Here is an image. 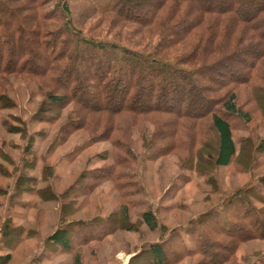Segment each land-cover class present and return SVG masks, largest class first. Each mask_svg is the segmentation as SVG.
<instances>
[{
  "label": "trees",
  "instance_id": "trees-1",
  "mask_svg": "<svg viewBox=\"0 0 264 264\" xmlns=\"http://www.w3.org/2000/svg\"><path fill=\"white\" fill-rule=\"evenodd\" d=\"M27 1L24 7L32 11V14L28 22L19 18L17 23V10H13L7 0H0V48L11 46L0 50V74L11 72L39 75L62 88L76 103L96 114H127L136 118L170 117L171 124L163 125L162 130L167 131L169 139H175L177 148L189 143L185 141L186 138L194 147L195 142L200 141V134L206 136L208 133L212 138L201 142V150L194 149L185 162L184 169L198 177L208 175L204 166H199V159L203 156L205 165L213 166L216 170L232 167L237 157L244 154L245 160L248 159L252 151L251 139L238 140L236 132L240 131L239 126L247 130L253 119V111H245L239 106L238 95L231 87L246 82L254 91L257 90L255 102L264 104V88L259 89L253 82L257 64L264 58V49L256 48L264 45V0H216L214 3L213 0H176L170 4L168 13H164L163 9L169 0L157 1L153 7L151 2L154 0H115L110 8H101L92 0H72L73 4H70V0ZM79 2L84 4L90 18L96 15H115L134 23L142 32L149 30L151 34V30L159 34L160 41L153 48L140 50L116 40L90 37L78 27L83 14L77 10ZM184 2L190 6L183 8ZM49 6L53 7L50 11ZM142 7H147L146 16L136 13ZM197 8L200 10L197 20L188 22L191 11ZM207 16L215 17L212 25L207 26L204 32H199L198 21ZM10 21L17 24L9 26ZM183 25L186 28L178 33L177 30ZM240 25H244V28L239 31L241 36L237 37ZM190 37L197 38V42L192 45V53L185 61L173 60L174 49L187 43ZM26 41H31L32 47L21 50ZM243 41H251L247 47L254 51V59L249 63L240 60L246 67L245 78L241 79L227 66L238 54L228 53L227 49L241 45ZM35 59H41L42 65L31 66ZM6 60L7 66H4ZM194 64L198 67H192ZM218 66L227 67L226 72L235 76V79H222L225 74L217 69ZM229 83L233 84L229 91L214 96L219 90L226 89ZM66 100L67 97L56 95L49 102L61 104ZM199 102L206 107L195 109ZM46 107L47 104L43 103L40 110L45 111ZM205 117H210V123L206 125V130L201 131L200 121ZM234 120L239 122V126L234 124ZM22 131L14 128L12 133L21 134ZM65 133L68 132H60L56 136V146L63 143ZM154 141L156 136L143 141L147 145L146 153L151 151L149 157H152V151L156 152ZM260 142L261 146L258 144L256 151L259 148L264 151V139ZM112 144L107 157H97L107 163L100 180L82 176L80 179L90 184L79 185L78 189H82L79 192L76 186L68 191V204L61 206L60 225L44 242L45 249L50 253L73 256V264H83L82 255L77 254L79 250L91 243L104 241L114 235L119 227L111 223L110 218L103 216L92 220V223L71 225L72 222L65 219L71 215L69 204L91 198L100 182H110L127 202V207L134 209L138 206L135 199L140 192L133 190L136 183L133 181L136 176L133 165L138 161L132 142L113 139ZM49 170L45 171L48 178L51 175ZM132 171L133 180L129 178V172ZM243 171L246 172L247 168ZM190 177L184 175L187 182L194 179L191 177L190 180ZM49 189L47 187L40 192ZM222 207L221 211L208 212L201 220L192 223L186 232L189 240L183 234H178L169 240L150 243L134 255L129 264L142 260L145 264H180L187 258L198 256L205 259L207 264H238L234 260L233 249L224 247L217 239L227 238L233 246H236V242L240 244L264 240V176L255 184L232 193L223 201ZM125 216L128 219L127 210ZM142 219L151 231L160 230V238L164 236L166 228L159 226L153 212H145ZM239 231L244 234L239 235ZM23 236L24 233L19 235ZM11 237L10 229H7L4 238ZM216 247L226 250L227 256L216 251ZM9 255L7 259H10ZM45 261L44 255L34 258L30 264H45Z\"/></svg>",
  "mask_w": 264,
  "mask_h": 264
},
{
  "label": "rangeland",
  "instance_id": "rangeland-1",
  "mask_svg": "<svg viewBox=\"0 0 264 264\" xmlns=\"http://www.w3.org/2000/svg\"><path fill=\"white\" fill-rule=\"evenodd\" d=\"M7 1L13 10H17L16 22L18 23L19 18L28 22L32 14V11L24 7L28 1ZM92 1L101 8H110L115 3V0ZM157 1L160 0L152 1L151 7L155 6ZM173 1L176 2L168 1L169 4L163 9L164 13L170 11V4ZM70 2L73 4L72 0ZM214 2L216 0H213ZM52 6L48 7V11L53 9ZM78 6L80 7L77 10L83 13L78 27L90 37L116 40L140 50L153 48L160 41L161 36L151 30L153 37L149 30L142 32L134 23L126 22L115 15H96L90 18L84 4L79 2ZM182 6L186 8L190 5L184 2ZM146 10L147 7H142L141 11L136 13L146 16ZM199 11L198 8L191 11L188 22L196 21ZM214 18L207 16L203 17V20L200 19L198 31L204 32L207 26L212 25ZM16 22L10 21L9 26L17 24ZM185 28L183 25L177 32L180 33ZM243 28L244 25L238 27L237 37L241 36L239 31ZM196 42L197 38L190 37L187 43L174 49L172 59L185 61L192 53V45ZM250 42L243 41L241 45L227 49L228 53L238 54V57L227 66L241 79L245 78L246 67L240 60L249 63L254 59V51L247 47ZM32 45L31 41H26L21 50ZM10 47L7 45L0 50ZM263 47L264 45L256 48L262 50ZM34 62L31 66H41L43 63L41 59H35ZM4 66H7V60ZM192 67L198 65L194 64ZM217 69L225 74L222 79L229 81L235 79V76L226 72L227 67L218 66ZM254 74L256 75L254 84L259 89L264 88V58L257 64ZM232 85L229 83L226 89L219 90L214 96L229 91ZM231 88L238 95L239 106L245 111H253V119L247 130L240 127L236 120L233 121L240 128V131L236 132V138L238 140L250 138L252 151L247 160L244 154L237 157L232 167L217 170L213 166L205 165L203 156L199 159V166H204L208 175L198 177L184 169L185 162L191 155L190 152L194 149L201 150V142L210 139L208 133L206 136L200 134V141L195 142L194 147L186 138L189 146L184 143L183 147L177 148L175 139H169L167 131L162 130L163 125L171 124L170 117L136 118L127 114L117 116L96 114L76 103L62 88L39 75L11 72L0 74V264H30L34 258L44 255L47 260L45 264H73V256L50 253L45 249L44 242L60 225L61 206L68 204V191L76 186V191L79 192L82 191L78 189L79 185L90 184L82 181L80 179L82 176L100 180L107 163L97 157L108 156L107 152L112 149L113 139L132 142L138 162L133 165L136 172L135 180L132 177L133 171L129 172V178L136 181L133 190L140 192L135 199L138 206L134 209L127 207V202L110 182H100L91 198L69 204L68 211L71 215L65 219L72 222L71 225L79 222L92 223V220L103 216L106 219L110 218L111 223L119 227L114 235L104 241L91 243L79 250L77 254L82 255V263L129 264L130 259L150 243L169 240L171 236L178 234H183L189 240L186 232L192 223L201 220L208 212L221 211L223 201L228 196L255 184L264 176V151L260 148L257 151L255 149L258 144L261 146L260 141L264 139V104L255 102L254 95L257 90L254 91L246 82ZM56 95L67 97L66 102L50 104L49 100ZM43 103L47 104L45 111L40 110ZM200 106L206 107L204 103L199 102L195 109ZM200 122L199 130H206L210 117H205ZM14 128L23 131L21 134H13ZM60 132L68 133H65L63 143L56 146V136ZM154 136L156 141L153 142V146L156 152L152 151V157H149L151 151L146 153L147 145L143 141ZM212 143L214 144V140ZM254 155L255 160L250 167ZM48 168L50 178L45 172ZM246 168L247 171L244 172ZM184 175L194 179L187 182ZM47 187L50 189L40 192ZM125 210L128 211V219ZM145 212H153L159 226L166 228L162 238L159 229L153 232L144 224L142 217ZM7 229H10L12 235L9 239L4 238ZM23 233L24 236L19 237ZM238 234L243 235L244 232L239 231ZM217 240L223 243L224 247L233 249L234 260L238 264L264 262V240L240 244L236 242V246L231 245L224 237ZM216 251L227 256L226 250L216 247ZM8 254L11 256L10 259H7ZM134 264L145 262L142 260ZM180 264L207 262L198 256L187 258Z\"/></svg>",
  "mask_w": 264,
  "mask_h": 264
}]
</instances>
